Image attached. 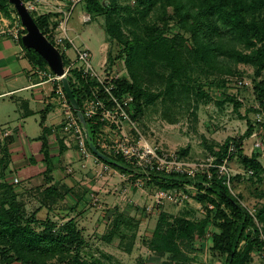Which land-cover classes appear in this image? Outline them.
Wrapping results in <instances>:
<instances>
[{
  "label": "trees",
  "instance_id": "obj_1",
  "mask_svg": "<svg viewBox=\"0 0 264 264\" xmlns=\"http://www.w3.org/2000/svg\"><path fill=\"white\" fill-rule=\"evenodd\" d=\"M29 0H24L26 3ZM87 9L102 14L104 30L108 41L117 45V51L109 52L110 63L123 59L128 76L116 82L117 94L130 93L135 97L132 116L140 120L145 107L154 104L162 92L151 90L148 81L153 77L165 84V93L175 101L178 88L189 92L191 89L201 95H208L190 83V71L193 66L201 67L206 72H220L223 80L218 85L224 89L227 100L241 106L238 94L227 95V89L242 87L231 84V79L238 75L232 66L252 65L257 75L264 71V0H85ZM0 9L7 15L18 14L8 0H0ZM42 32L50 36L57 25L55 12H31ZM132 25L131 35L126 34L124 26ZM179 31L172 33V27ZM26 30H24V33ZM21 43L22 39L20 40ZM26 55L31 62L41 68H48L46 60L34 49H27ZM63 54V53H62ZM64 64L69 60L63 54ZM168 74L161 71L163 66ZM160 68V69H159ZM75 97L80 107L91 96L94 80L82 76L77 70L68 75ZM234 88V89H235ZM255 91L258 99L264 101V79L260 80ZM175 95V96H174ZM211 95V94H210ZM91 132L95 136L97 125L91 123ZM250 126L246 136L252 134ZM44 153L49 164L45 176V187L39 197L41 207L51 211L70 191L63 190L54 183L50 167L51 157L45 135L42 136ZM95 142V140H94ZM235 143L246 168L253 170V175L263 181V164L257 154L248 156L244 153L241 141L228 137L218 152L216 164H221L227 156L230 143ZM8 142L0 145V264H105L100 258H86L83 254L88 240L79 227L76 217H69L59 224L51 216L38 217V210L29 213L20 200L17 185L7 179L6 169L10 166ZM91 148V147H90ZM62 146V152L64 151ZM184 154L187 151H183ZM237 152V153H238ZM110 163L123 172L132 171V167L122 158ZM213 177L208 182L197 183L200 194L196 199L204 205L212 204L207 215L201 219H191L184 215L173 217L160 211V217L147 243L149 248L161 258V264H191L189 252L197 241L210 237L211 251L221 264H249L257 249L264 248V238L255 218L243 206L241 195H234L225 178L219 177L217 168L212 167ZM150 181L160 188L174 189L187 183V176L178 174H151ZM142 176V174L138 175ZM148 181V184L150 183ZM77 206L72 207L74 211ZM114 219L103 240L111 243L118 241V246L131 252L139 222L124 212L113 211ZM257 217L264 222V203L260 205ZM212 227L217 230H211ZM126 229H129L127 231ZM133 231V232H132ZM131 233V235H130ZM129 239L131 242L125 241ZM138 264H151L142 258Z\"/></svg>",
  "mask_w": 264,
  "mask_h": 264
},
{
  "label": "rangeland",
  "instance_id": "obj_2",
  "mask_svg": "<svg viewBox=\"0 0 264 264\" xmlns=\"http://www.w3.org/2000/svg\"><path fill=\"white\" fill-rule=\"evenodd\" d=\"M52 1L55 2V0H50V2ZM57 1H60V3L61 1H67V12L73 4L72 0ZM84 1L80 0L78 2L68 18L69 35L74 39L77 46L87 47L91 50L94 66L98 71H101V63L105 58L109 61V52L112 50L115 53L117 45L114 46L106 38L104 30L105 17L87 9ZM128 1L124 0V4ZM28 3L34 7L35 13L43 11L48 13L49 8L46 7L49 5L43 3V0H29L26 4ZM60 3L57 4L65 6ZM39 6H45V8H39ZM30 11L32 12L33 9ZM56 14L57 27L66 17L64 12H56ZM83 15L90 16L91 20L83 22ZM59 16L61 17L59 18ZM132 28H134L132 25L124 26L125 33L131 35L130 30ZM171 31L172 33L177 32L179 28L173 26ZM59 49L67 59H76V53L73 49L68 54L64 53L62 47ZM122 60L116 59L113 63L109 61V64L118 66L122 63L124 66L125 63ZM232 67L238 70V75L245 81L244 87L238 91L235 87V89H227V95L238 94V100L241 103L239 108L235 107L234 102L225 98L226 94H223V87L218 86L225 78L220 72L208 73L201 67L193 66L189 72L190 83L197 84L196 87H201L206 93L208 90L211 91V95L197 94L193 89L185 92L178 88L175 93V101L171 99L168 93H165V84H162L160 80L151 77V81H148L151 90L162 92V96L154 104L145 107V111L139 120L143 134L159 151L167 153L170 160L179 159L189 164V166L202 168L195 177L186 179L189 181L178 187L184 188L189 195V199L185 204L168 203L156 211L148 212L146 205L150 201L151 195L160 188L159 185L150 181L149 184L145 185L144 190H141L135 186V177H131L122 170L113 167L112 171L105 172L106 174L104 173L103 179H101L103 182L106 181V189L102 196H98L99 191L94 190L95 195L90 198L89 207L82 205L74 211H72V205L69 201L57 203L51 211L47 207H41L39 197L42 190L39 184L43 181L38 182V184L23 180L18 176L19 181H14L18 192L23 194L22 192L25 190L28 193L25 192L20 195V200L24 203L26 211L29 213L35 212L40 206V211L38 210L39 218L45 219L47 216H51L59 224L65 222L69 217H76L79 227L88 240L83 251L84 256L88 259L91 257L100 258L105 264H138L142 258H145L147 263L161 264L167 256L161 258L147 244L157 225L160 211L170 213L173 217L184 215L191 219H201L207 215L208 209L212 208L209 207V204L206 206L196 199V195L200 194L197 183H206L211 180H205L203 176L206 175L207 169L211 170L216 164L218 152H221V146L228 137L239 139L244 153L248 156L257 154L264 167V101L262 103V100L258 99L255 91L256 84L264 79V71L261 75H257L252 65L238 64ZM126 68L125 65L123 71L128 76ZM161 71L165 72V75L169 72L164 66ZM50 87V84L46 86L47 89H50ZM54 101L56 108L48 114L47 124L52 123L51 117L59 114L61 109L59 105L61 99L58 95L55 96ZM1 104L0 102V106ZM3 113L5 112L0 108V130L16 127L19 123V115L9 112L10 117L6 119V115L2 116ZM41 116V113H37L25 118L24 125L29 137L33 138L41 133ZM250 126H253L252 134L246 136ZM183 151H187V153L184 154ZM60 159L57 157L56 161H60ZM62 161L64 165L67 164V159H62ZM72 162L70 165L73 167V171L71 173L66 172V174L68 177L74 178L78 176L79 172L77 170L82 167L81 161L79 163L78 159L75 158ZM227 168L229 174L224 172L221 176L225 178L234 195H241L243 206L254 216L261 230V236L264 238V222H261L257 217L260 205L264 203V172H261L263 181L260 182L258 177L253 175L254 171L245 167L239 152L231 156ZM64 171H67V166L64 167ZM115 209L134 217L139 222L133 247L129 253L118 246L117 240L108 243L102 239L114 219L113 211ZM66 211L68 212L66 213ZM126 230L129 231V229ZM211 230H217V228L212 227L209 233H211ZM129 241L131 242L127 239L125 244ZM211 246L212 240L210 237L197 241L189 252L191 264H221V259L212 254ZM249 264H264V248L255 250Z\"/></svg>",
  "mask_w": 264,
  "mask_h": 264
},
{
  "label": "built area",
  "instance_id": "obj_3",
  "mask_svg": "<svg viewBox=\"0 0 264 264\" xmlns=\"http://www.w3.org/2000/svg\"><path fill=\"white\" fill-rule=\"evenodd\" d=\"M72 1L73 4L69 7V11L64 12L66 18L50 32V36L58 48H63L64 53L68 49L67 45L71 46L76 53L75 60L72 58L68 59L69 64L65 66L66 73L69 75L73 70H77L85 78L96 82L91 88V96L84 100L80 109L86 120L98 127L94 136L98 149L111 159L122 158L128 163L132 167V171L125 172V174L135 177V186L141 190H144L145 185L152 179L151 174L154 173L166 175L174 173L181 176L195 177L202 168L189 166V164L179 159L170 160L167 153L159 151L143 134L139 120L132 116L131 108L135 97L130 93H116V82L126 76L123 71L125 64L124 66L122 63L118 66L111 65L108 59L105 58L101 63V71H98L94 66L91 50L75 44L74 39L69 35L67 21L80 0ZM26 5L30 10L33 9L34 11V7L31 4L28 3ZM59 11L63 12L60 9ZM11 14V17L0 15V38L12 36L15 40L20 41L26 28L19 14L15 12H11ZM90 20V16L83 15V22H89ZM122 61L125 63L124 60ZM36 72L43 82L59 81L55 91L62 99L64 140L68 146H75L78 149L83 160L82 166L86 167L85 161L94 158L100 164L103 174L107 171H112L113 166L97 156L90 148L88 135L77 115V111L66 94L60 77L50 68L37 67ZM230 82L237 87L245 85V81L239 77L232 78ZM237 152L238 149L235 143L231 142L223 163L213 166L217 168L219 177L224 172L229 174L227 168L228 160ZM140 174L142 176H138ZM205 174L208 179H212L213 173L210 169H207ZM18 181L16 178L15 182ZM188 199L189 195L184 188H159L151 195L150 201L146 205V210L153 212L168 203L183 205ZM209 207L213 208L214 206L209 204Z\"/></svg>",
  "mask_w": 264,
  "mask_h": 264
},
{
  "label": "crops",
  "instance_id": "obj_4",
  "mask_svg": "<svg viewBox=\"0 0 264 264\" xmlns=\"http://www.w3.org/2000/svg\"><path fill=\"white\" fill-rule=\"evenodd\" d=\"M44 2L49 5L46 7L47 9L49 8L48 12H60L59 9L66 12L68 9L67 1H61L65 6H59L57 3H60V1L57 0L55 2L43 0ZM39 8H45V6H39ZM0 15L11 17L12 14L7 15L0 9ZM67 47L68 49L65 54H68L72 50L71 46L67 45ZM37 67L39 66L35 65L27 57L25 46L21 41L15 40L12 36L0 38V102L2 103L0 108L5 112L2 116L6 115V119L10 117V113H17L19 115V123L16 127L0 130V145L5 142L9 143L10 166L6 169L7 179L14 182L20 176L21 179L33 183L43 181L41 184H38L41 189L45 187V176L49 168L44 153V140L42 138L45 135L49 145L50 167H52L51 175L54 177V183L59 185L63 190H70L66 194L65 199L59 202L69 201L72 205L71 209L74 206H77V209H79L82 205L89 207L88 202L95 195L93 191L98 190V196H102L106 189V181L104 180L103 182L101 180L103 179L101 166L94 158H90L85 161L87 166L83 167V160L78 149L75 146L70 147L65 143L61 97L59 114L51 117L52 123L47 124L48 114L56 108L54 99L57 95L55 90L59 81L43 82L36 72ZM48 68L50 67L48 66ZM48 84L51 85L50 89L46 88ZM37 113H41L42 115L40 122L42 130L38 136L31 138L28 136L24 125L26 122L25 118ZM62 146L65 149L63 152ZM57 157L61 158L60 161H56ZM75 158L79 160V163L81 161L82 168L80 170L76 169L79 172L78 176L71 178L67 176L66 172L71 173L73 171L70 163H73L72 160L74 161ZM62 159H67L66 165H64ZM66 166L67 171H64V167ZM79 176L80 178H78ZM25 192L23 190L22 193L24 194ZM26 194L28 193L26 192Z\"/></svg>",
  "mask_w": 264,
  "mask_h": 264
},
{
  "label": "water",
  "instance_id": "obj_5",
  "mask_svg": "<svg viewBox=\"0 0 264 264\" xmlns=\"http://www.w3.org/2000/svg\"><path fill=\"white\" fill-rule=\"evenodd\" d=\"M12 3L17 10L23 25L26 28V32L22 36V41L27 49L36 50L48 63L50 69L60 77L66 94L77 111V115L88 135L89 145L92 151L104 161L113 163L114 160L102 153L94 142V137L91 132V124L84 117L80 104L74 95L72 86L69 81L68 74L66 73L63 54L60 49L49 40V38L42 32L38 24L36 23L29 7L24 0H8Z\"/></svg>",
  "mask_w": 264,
  "mask_h": 264
}]
</instances>
